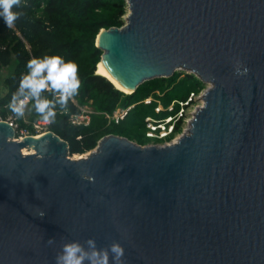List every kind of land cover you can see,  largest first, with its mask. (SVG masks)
<instances>
[{
    "label": "water",
    "instance_id": "1",
    "mask_svg": "<svg viewBox=\"0 0 264 264\" xmlns=\"http://www.w3.org/2000/svg\"><path fill=\"white\" fill-rule=\"evenodd\" d=\"M125 1L95 43L116 79L211 86L169 144L109 133L73 158L53 131L17 140L0 120V264H55L89 237L118 241L125 264H264V0Z\"/></svg>",
    "mask_w": 264,
    "mask_h": 264
},
{
    "label": "trees",
    "instance_id": "2",
    "mask_svg": "<svg viewBox=\"0 0 264 264\" xmlns=\"http://www.w3.org/2000/svg\"><path fill=\"white\" fill-rule=\"evenodd\" d=\"M126 6L125 0H21L20 8L15 10L22 15L14 26H6L0 18V85L5 89L0 94L1 118L13 113L8 105L22 75L28 70L27 61L45 54H59L66 60L75 61L78 67L81 84L77 94L69 99L67 111L57 105L55 121L46 125L48 130L68 142L69 153L87 152L109 133L126 136L122 131L110 129V124L133 123L148 137L145 134V117L148 114L143 109L144 106H152L155 112L157 101L146 105L142 101L144 98L152 96L158 99V92L164 93L171 85H177L179 98L168 100L166 106L174 100V109L161 111L166 113L165 117L179 109V101L186 100L190 93L199 92L205 83L195 74L184 70H177L169 77L146 80L131 93L119 90L106 77L96 73L102 53L95 44L96 36L101 28L121 26ZM46 94L53 98L51 93ZM85 105L99 113H92L88 124H72L70 115L80 112V107ZM129 106L125 117L118 122L106 115L117 107ZM35 120L41 119L34 110L28 109L23 117L17 118L19 128L29 129L31 134L35 133L32 127ZM181 129L180 119L175 122L169 138ZM126 137L140 144L148 143L142 138Z\"/></svg>",
    "mask_w": 264,
    "mask_h": 264
},
{
    "label": "clouds",
    "instance_id": "3",
    "mask_svg": "<svg viewBox=\"0 0 264 264\" xmlns=\"http://www.w3.org/2000/svg\"><path fill=\"white\" fill-rule=\"evenodd\" d=\"M20 6L21 0H0V18L6 26H14L22 15L15 10ZM26 67L28 70L22 75L8 106L17 118L23 117L26 109L34 110L44 123L51 124L56 119L57 105L67 111L69 99L80 88L77 64L59 54H45L30 58ZM235 71L238 75H244L248 68L237 66ZM46 93H51L53 98ZM39 215L43 217L45 213L40 211ZM54 242L51 237L47 240L49 245ZM54 259L55 264H125L124 247L118 241L99 247L92 237L84 241H65Z\"/></svg>",
    "mask_w": 264,
    "mask_h": 264
},
{
    "label": "built area",
    "instance_id": "4",
    "mask_svg": "<svg viewBox=\"0 0 264 264\" xmlns=\"http://www.w3.org/2000/svg\"><path fill=\"white\" fill-rule=\"evenodd\" d=\"M203 92H200V97H202ZM193 95H194V93H190L186 100L179 101V109L175 113L168 114L162 118H154V117L149 116V115L146 116L145 117V125H146L145 134H146V136H148L149 138H155L158 141L161 140V141H163L162 144L171 143L176 138V137H174V138L170 137L169 138V136L173 132L175 122H177L178 120L181 119V123H182V117H181L182 112H183L184 108H186L187 105L190 103L191 97ZM142 101L146 104H149L153 101V98H152V96H148V97L144 98ZM156 101H157V105L155 106L154 109L158 113L161 111H164V110L172 111L174 109V101H172L166 108H164L162 106V104L159 102V100H156ZM201 104L195 105L192 108L191 116L185 120L186 124H187V128L189 126V122L192 119L193 113L195 112L197 107L201 106ZM130 107L131 106H129V107H117L111 114H106V115L109 119L115 120L116 122H118L125 117L128 109ZM80 109H81L80 112L70 115L69 120L72 124L79 125V124H88L89 123L90 115L92 113L91 109L86 108V107H80ZM0 120L7 121L14 128L17 136H19L20 134H22V135H34L38 132L45 131L47 129L46 123H44L42 120H35L32 122V127H33L35 133L31 134L29 129L19 128L17 118L13 113H9L8 116L4 119L1 118V116H0ZM162 144H158V145H162Z\"/></svg>",
    "mask_w": 264,
    "mask_h": 264
},
{
    "label": "rangeland",
    "instance_id": "5",
    "mask_svg": "<svg viewBox=\"0 0 264 264\" xmlns=\"http://www.w3.org/2000/svg\"><path fill=\"white\" fill-rule=\"evenodd\" d=\"M178 71H182V70H178ZM207 86H208V83H205L204 86L199 90V92L198 93H194V95L191 97L190 103L187 105L186 108H184V110L182 112V116H181L182 117V123H181L182 129H181L180 132L174 133L171 136V138H174V137L177 138L182 133V131H184L187 128V124H186V121L185 120L188 119L191 116L192 108L195 105H200L201 104L200 92H203L206 89ZM176 88H177V85L173 84L164 93L158 92L157 93L158 96H156L158 99L152 97L153 98V101L159 100V102L162 104V106L164 108H166L167 107L166 106V103L168 102L169 99L179 98V95L177 94V89ZM4 92H5V89L3 88L2 85H0V94H3ZM146 105H148V104H146ZM83 107L90 108L91 111H92V113H95V114L99 113V111H94L92 109V107H90L88 105H85ZM143 111H144V113H146L149 116H152L154 118H162L166 114L165 112H161V113H158L156 111L154 112L153 109H152V106H144ZM108 127L110 129H113V131H115V132L122 131L124 134H126V136L132 137L133 139H135V138H142L143 140H145V142H148L146 144H150V143H153V144H162L163 143V141H161V140L158 141L155 138L145 137L143 131L140 128H137L133 123H126L125 124L123 122L120 125L110 124V125H108ZM46 130H48V129H46ZM84 153H81V154L80 153H69V156L70 157H73L76 154L77 155H84Z\"/></svg>",
    "mask_w": 264,
    "mask_h": 264
},
{
    "label": "bare ground",
    "instance_id": "6",
    "mask_svg": "<svg viewBox=\"0 0 264 264\" xmlns=\"http://www.w3.org/2000/svg\"><path fill=\"white\" fill-rule=\"evenodd\" d=\"M96 73L99 74V75H102L104 77H106L115 87H117L118 89L126 92V93H131V89H128L127 87H125L118 79H116L111 73L110 71L108 70V68L106 67V65L100 61L97 66H96ZM208 86H211V83H208ZM201 101H202V97H200ZM202 103V102H201ZM199 107H197L198 109ZM189 127V126H188ZM47 131H41V132H38L36 134H34L33 137H39V136H42L43 134H45ZM23 135H19V136H16V139L17 140H20V139H23ZM179 137V136H178ZM177 137V138H178ZM176 138V139H177ZM176 139H174V141L172 142H175ZM171 142V143H172ZM35 149L34 147L32 146H29V147H23L22 148V152L23 153H31V152H34ZM80 156H84V155H75L73 156V158H78Z\"/></svg>",
    "mask_w": 264,
    "mask_h": 264
}]
</instances>
